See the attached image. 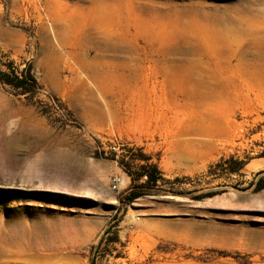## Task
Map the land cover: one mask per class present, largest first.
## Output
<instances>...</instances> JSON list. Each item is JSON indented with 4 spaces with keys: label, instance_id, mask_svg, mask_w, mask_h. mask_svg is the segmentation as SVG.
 Returning a JSON list of instances; mask_svg holds the SVG:
<instances>
[{
    "label": "rangeland",
    "instance_id": "1",
    "mask_svg": "<svg viewBox=\"0 0 264 264\" xmlns=\"http://www.w3.org/2000/svg\"><path fill=\"white\" fill-rule=\"evenodd\" d=\"M103 2L120 23L93 22ZM257 31L264 0H0V72L30 64L39 84L0 81V264H264V170L245 167L264 158ZM142 155L163 190L122 204Z\"/></svg>",
    "mask_w": 264,
    "mask_h": 264
},
{
    "label": "bare ground",
    "instance_id": "2",
    "mask_svg": "<svg viewBox=\"0 0 264 264\" xmlns=\"http://www.w3.org/2000/svg\"><path fill=\"white\" fill-rule=\"evenodd\" d=\"M98 5L99 6L97 8L95 7L96 10H95L94 15H93L94 16L93 17V22L94 23H98V24L101 23V22H105V23L106 22H110V23H120L121 16H122V14H121V12H122L121 10L122 9H121V7H119V5H117V4H111V3H107V2L106 3H104V2L103 3H98ZM123 9H126V8H123ZM89 10H90V8H89ZM126 10L128 11V9H126ZM175 19H174L175 22L174 23L172 22V23L175 24V26H176L177 25L176 24V21L177 20H175ZM172 21H173V18H172ZM58 31H61V29L59 28ZM256 34H257L256 35L257 39H255V41H262V43H263L264 42V31H257ZM226 35L229 36V37H226L225 36V39H228L229 46L231 48H234V45H236L237 49H235L233 51H234V53H237V54L240 55L239 58H237L238 61L235 64V67H237L238 65H241L242 66V63L245 65V62L247 63V59H244V57L242 56V54L239 53L241 51L245 55V51H244V48H243V40H244L243 37L245 36V32L243 33V32H241L240 30H238L236 28L229 27L227 29ZM50 51H51V49H50ZM51 52L53 53V55L48 56V58H47V60L45 62L46 63V68H47V73H46L45 76L48 79L49 78H52L54 80L55 79H58L59 80V78H60V66H61L62 62L65 63V64L66 63L69 64V62H65L64 59L61 57V55L58 54L55 49H52ZM79 57L80 56H78V59H79ZM102 58L103 57L100 56L99 59L98 58L97 59H94V58H90V57L84 55L82 57V59L79 60V61H81L80 62L81 66L79 65V68L81 67V69L84 70L87 73L89 79L91 78V79L95 80V79L99 78L98 72L96 71V67H99V69H100L101 66H104V62H103ZM260 62L261 61L258 59L257 61L253 62V64H258ZM170 64H171V68L172 69H177L178 68L179 70H182V67L188 68V65L187 64L185 66L184 65H179L177 62H174V61L172 63H170ZM189 64H191V65H189V68H191V70H192V67L194 66V63L193 62H189ZM74 67L73 66L71 67V71H72V74H73L72 78L74 80L75 79L78 80V82H79V81H81V78H80L79 74L77 73V71H75V68ZM256 67H259V66L257 65ZM189 68H188V73H190L189 72ZM262 69H260L257 72V74L260 75V74L263 73V77H264V70H262ZM184 71H185V69H184ZM87 111H89V109ZM0 114L2 115V119L4 121L6 119H8V117L10 118L9 112H5V110H3V111L1 110L0 111ZM84 114L85 115H88L89 113L84 111ZM214 123H216V122H214ZM20 124H21V126H23V124H27V122L21 120L20 121ZM9 138H10V136H9ZM120 181H121V179H120ZM111 189L113 190V188H111Z\"/></svg>",
    "mask_w": 264,
    "mask_h": 264
},
{
    "label": "trees",
    "instance_id": "3",
    "mask_svg": "<svg viewBox=\"0 0 264 264\" xmlns=\"http://www.w3.org/2000/svg\"><path fill=\"white\" fill-rule=\"evenodd\" d=\"M9 70L10 72H0V81L2 83L11 86L13 89L23 94H31L39 87L37 79L31 70L30 64L27 68L25 67L19 70L17 67H9ZM115 155L116 153L112 152V158H114ZM141 160L142 162L136 172H132L129 166L125 167L127 168L128 174L131 176L132 183L119 197V201L122 204H129L136 198L149 194L153 191L163 190L160 187V181H163V177L157 165L151 161L149 156L146 155H142ZM120 163L122 166H126L123 159ZM240 167H242V165ZM143 177L145 179L141 182L140 180ZM255 187L257 190L264 188V179L259 178ZM224 254L227 255L228 253L224 252ZM236 255H238V253H236Z\"/></svg>",
    "mask_w": 264,
    "mask_h": 264
},
{
    "label": "crops",
    "instance_id": "4",
    "mask_svg": "<svg viewBox=\"0 0 264 264\" xmlns=\"http://www.w3.org/2000/svg\"><path fill=\"white\" fill-rule=\"evenodd\" d=\"M245 167H247L248 169H250L252 171L264 170V158L263 157H258V158L252 159L251 161H249L245 165Z\"/></svg>",
    "mask_w": 264,
    "mask_h": 264
},
{
    "label": "built area",
    "instance_id": "5",
    "mask_svg": "<svg viewBox=\"0 0 264 264\" xmlns=\"http://www.w3.org/2000/svg\"><path fill=\"white\" fill-rule=\"evenodd\" d=\"M119 183H120V178L113 177L111 181V188H113L114 191L119 190Z\"/></svg>",
    "mask_w": 264,
    "mask_h": 264
}]
</instances>
